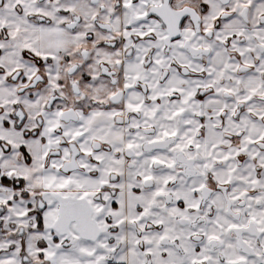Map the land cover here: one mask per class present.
Returning a JSON list of instances; mask_svg holds the SVG:
<instances>
[{"label":"snow or ice","instance_id":"snow-or-ice-1","mask_svg":"<svg viewBox=\"0 0 264 264\" xmlns=\"http://www.w3.org/2000/svg\"><path fill=\"white\" fill-rule=\"evenodd\" d=\"M0 264H264V0H0Z\"/></svg>","mask_w":264,"mask_h":264}]
</instances>
